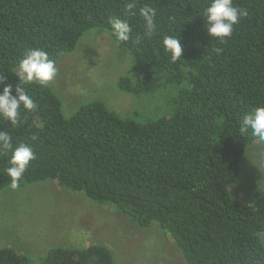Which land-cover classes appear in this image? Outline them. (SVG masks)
I'll list each match as a JSON object with an SVG mask.
<instances>
[{
  "label": "trees",
  "instance_id": "obj_1",
  "mask_svg": "<svg viewBox=\"0 0 264 264\" xmlns=\"http://www.w3.org/2000/svg\"><path fill=\"white\" fill-rule=\"evenodd\" d=\"M129 0H0V75L5 85L23 53L43 48L56 61L74 53L92 30L110 31ZM157 10V32L130 18L124 44L132 56L119 91L141 97L174 90L168 114H116L100 101L65 116L50 87L28 86L37 103L13 127L0 118V131L36 154L20 182L54 181L98 205H112L140 228L154 223L174 240L186 264H264V195L250 205L232 193L247 149L259 142L239 134V121L264 106V0H234L248 15L226 43L208 34L201 16L208 0H136ZM178 36L182 58L172 62L162 45ZM221 49V51H217ZM0 86V91H2ZM15 95V93H13ZM8 157L0 154V190L11 188ZM0 264H32L16 249L0 248ZM39 264H115L110 250L51 248Z\"/></svg>",
  "mask_w": 264,
  "mask_h": 264
},
{
  "label": "rangeland",
  "instance_id": "obj_2",
  "mask_svg": "<svg viewBox=\"0 0 264 264\" xmlns=\"http://www.w3.org/2000/svg\"><path fill=\"white\" fill-rule=\"evenodd\" d=\"M131 65V53L114 42L110 31L92 30L74 53L56 63L59 74L50 87L68 117L94 101L123 117L134 112L148 118L168 114L171 88L141 97L119 91L117 82ZM232 193L244 205L264 195V143L247 149ZM94 244L106 246L115 264H186L172 237L157 223L140 228L114 206L93 203L54 181L0 190V248L16 249L39 264L51 248Z\"/></svg>",
  "mask_w": 264,
  "mask_h": 264
},
{
  "label": "clouds",
  "instance_id": "obj_3",
  "mask_svg": "<svg viewBox=\"0 0 264 264\" xmlns=\"http://www.w3.org/2000/svg\"><path fill=\"white\" fill-rule=\"evenodd\" d=\"M139 15L144 22V34L152 38L157 32V10L149 5L139 7L136 0L126 4L124 16H114L110 19V30L117 45L126 44L132 37L133 28L130 18ZM248 12L244 8L234 6V0H208L201 16L207 34L218 43H226L233 35L235 26ZM164 50L170 54L172 62L182 58L184 46L178 36L165 35L162 40ZM221 51V49H217ZM59 74L56 61L50 58L43 48H29L19 61L15 77L18 83L5 85L7 76L0 75V118L10 122L13 127L19 126L23 111H35L37 103L28 93V86L39 85L47 88ZM15 93V95H13ZM239 134L251 135L264 143V106L250 109L239 121ZM0 154L8 157L6 175L11 180L13 190L19 188L21 180L36 159V154L30 144H14L12 137L0 131Z\"/></svg>",
  "mask_w": 264,
  "mask_h": 264
}]
</instances>
